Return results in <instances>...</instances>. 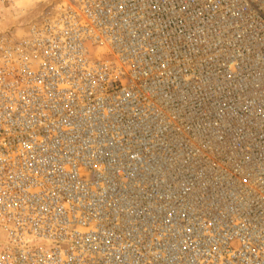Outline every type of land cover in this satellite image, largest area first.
Here are the masks:
<instances>
[{
	"label": "built area",
	"instance_id": "obj_1",
	"mask_svg": "<svg viewBox=\"0 0 264 264\" xmlns=\"http://www.w3.org/2000/svg\"><path fill=\"white\" fill-rule=\"evenodd\" d=\"M40 2L0 32V264H264V0Z\"/></svg>",
	"mask_w": 264,
	"mask_h": 264
},
{
	"label": "rangeland",
	"instance_id": "obj_2",
	"mask_svg": "<svg viewBox=\"0 0 264 264\" xmlns=\"http://www.w3.org/2000/svg\"><path fill=\"white\" fill-rule=\"evenodd\" d=\"M42 5L40 0H3L0 2V32L23 33ZM89 51L94 53L95 47Z\"/></svg>",
	"mask_w": 264,
	"mask_h": 264
}]
</instances>
